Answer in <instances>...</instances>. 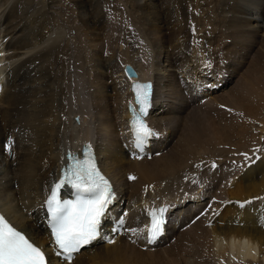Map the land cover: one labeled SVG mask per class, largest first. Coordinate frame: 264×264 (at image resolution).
Instances as JSON below:
<instances>
[{"label":"bare ground","instance_id":"bare-ground-1","mask_svg":"<svg viewBox=\"0 0 264 264\" xmlns=\"http://www.w3.org/2000/svg\"><path fill=\"white\" fill-rule=\"evenodd\" d=\"M67 1L0 0V210L49 264H264V0H124L149 40L127 37L124 17L122 59L116 44L100 54L117 2ZM75 22L82 35L70 34ZM221 76L220 93L221 80L206 79ZM135 81L154 90L155 134L142 153L132 144ZM88 143L116 194L102 236L65 261L42 206L67 153ZM159 205L169 221L151 244L148 212Z\"/></svg>","mask_w":264,"mask_h":264},{"label":"snow or ice","instance_id":"snow-or-ice-1","mask_svg":"<svg viewBox=\"0 0 264 264\" xmlns=\"http://www.w3.org/2000/svg\"><path fill=\"white\" fill-rule=\"evenodd\" d=\"M142 87L145 90L137 91V97L140 111L146 112L151 86ZM133 125L136 147L141 148L147 137L154 133L143 121L134 120ZM6 150L11 151L10 144L6 146ZM244 155L248 159L247 154ZM212 166L215 167V164ZM66 186L72 190L73 199H62L61 189ZM114 196L112 185L100 173L93 157L68 162L42 206L46 211L50 237L55 245V256H63L65 261H71L74 253L101 236L102 221ZM247 203L249 201L242 202L241 207ZM166 210L161 208L151 213L150 240L162 234L165 225L163 213ZM0 264H49V261L44 251L0 215Z\"/></svg>","mask_w":264,"mask_h":264},{"label":"rangeland","instance_id":"rangeland-1","mask_svg":"<svg viewBox=\"0 0 264 264\" xmlns=\"http://www.w3.org/2000/svg\"><path fill=\"white\" fill-rule=\"evenodd\" d=\"M103 1H106V0H103ZM196 2L197 1H200V0H195ZM63 2L66 4V3H68V1L67 0H63ZM111 2V4L113 3V2H117V4L119 5L118 7L117 6H115V5H112L111 6V9H113V12L111 13V9L109 8V7H107L106 9L108 10L107 12H106V17L108 18V19H110V22L109 23H107L108 25H113V26H116L115 28H113V26H112V28H113V31L111 32V33H109L108 35H106V36H103V39L101 40L102 42H104L105 40H107V41H109V45L108 44H106L108 47H106V45H104L103 47H102V49L100 50V54H101V52L102 53H105V52H107L109 49L110 50H112L111 48H113V46H115V44L117 43V38H119L120 37V34H121V36L123 35L122 33H123V26H124V24H123V22L124 21H122V19L124 18V17H126V16H129V29L131 30L130 31V33H128V35H127V37H129V38H134L135 40H139V44H144V43H142V42H144V40L146 39H148V38H146V36H148L147 34V29H145V27L144 26H141V23H139L138 22V20L137 19H133V17H132V15L130 14V12L128 13V11H129V7H128V5H127V3H125V1L123 0H111L110 1ZM195 2V3H196ZM121 4V5H120ZM125 4V5H124ZM66 8V7H65ZM73 10V11H72ZM66 11L67 12H72V13H74V11H76V9H70V10H67L66 9ZM124 20V19H123ZM136 21V22H135ZM121 23V24H120ZM139 23V24H138ZM76 24V25H75ZM75 27H74V29L72 28H70V30H69V32H70V34H72L73 36H79V34H81L82 35V33L81 32H79V29L77 28V26H78V23L77 22H75ZM119 26H121V28L119 27ZM78 30H77V29ZM144 28V29H143ZM122 29V30H121ZM119 30H121V31H119ZM59 31H61L62 32V35L64 36L65 34H66V30L65 29H57V32H59ZM119 31V32H118ZM146 32V33H145ZM75 33V34H74ZM146 35V36H145ZM123 38V37H122ZM121 38V40H123V42L122 43H120V45L118 46L117 44H116V52H118V55H119V58L120 59H122V52L123 53H127V51L125 52V50L124 49H126L127 50V47H126V43H125V41H126V39H125V41H124V38L122 39ZM149 40V39H148ZM112 42H113V44H112ZM118 47V48H117ZM126 47V48H125ZM61 52H64V50H60ZM87 51H88V49H87ZM76 52H77V50H76ZM88 53H90L89 51H88ZM128 54H129V52H128ZM127 54V55H128ZM89 56H91V53L89 54ZM249 59V58H248ZM78 61V64H79V66H80V60H77ZM120 65H121V63H120ZM55 66H56V63H51L50 64V67L52 68V69H54L55 68ZM70 68V67H69ZM75 68H77V67H75ZM74 68V69H75ZM121 68V66L120 67H118L117 69L119 70ZM80 69V68H79ZM82 70L80 69L79 70V72L81 73V75H82V73L83 72H81ZM244 71V70H243ZM243 71H242V73H243ZM78 72V75H80V73ZM121 72H117V74L116 75H119ZM72 74H73V72H72ZM78 76L79 77V80H78V83H79V86L81 87V90H82V88H83V90L82 91H84L83 92V95H84V97H85V99H86V101H90V98H91V95L89 94L90 93V91H89V89H88V87H87V81H86V78H85V76ZM123 76H118L117 78L118 79H121ZM223 76H221V77H216L215 79H212V80H208V79H206L209 83H215L216 84V82L217 81H219V80H221L219 83H218V85H214V87H216V88H214V90H221L220 91V93L221 92H223V91H225V89H226V85H227V83L225 84V86H224V82H223V80H224V78L223 79H221ZM204 78H206V77H204ZM85 81H84V80ZM202 80V79H201ZM84 81V82H83ZM201 82V81H200ZM203 82H205V80H203ZM83 83H85V84H83ZM191 83V82H190ZM231 85V84H230ZM83 86V87H82ZM202 89V90H201ZM88 90V91H87ZM97 90V89H96ZM98 90H101V91H98ZM98 90H97V93L98 94H101L103 91H102V88H98ZM195 92H194V98H195V100H198V99H200V97L199 96H201V95H205L206 96V94L205 93H203V90H204V86L203 87H201L200 89L198 88V87H196L195 89ZM198 94V95H197ZM195 95H196V97H195ZM90 97V98H89ZM204 99H205V97H202L201 98V102L202 103H205V102H203L204 101ZM86 103H88V102H86ZM194 106L192 105V108H193ZM185 110V108H183V111ZM191 109L189 108L188 109V111H190ZM159 137V136H158ZM158 137H156V138H158ZM164 138V137H163ZM161 149H163V148H161ZM129 181H131L130 180V178H129ZM195 257H190V259H194ZM237 260H236V259ZM236 261H235V260ZM232 261L229 263V264H231L232 262V264H243V263H245V264H247L246 262H244V260L243 259H241L240 257H232V259H231ZM241 260V261H240ZM227 263V264H228Z\"/></svg>","mask_w":264,"mask_h":264},{"label":"water","instance_id":"water-1","mask_svg":"<svg viewBox=\"0 0 264 264\" xmlns=\"http://www.w3.org/2000/svg\"><path fill=\"white\" fill-rule=\"evenodd\" d=\"M124 70L128 77H136L138 75L137 71L131 64H126Z\"/></svg>","mask_w":264,"mask_h":264}]
</instances>
